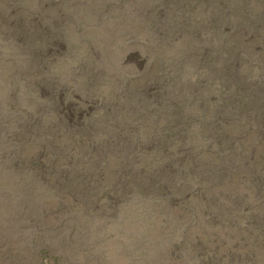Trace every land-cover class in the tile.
<instances>
[{
  "label": "rangeland",
  "instance_id": "obj_1",
  "mask_svg": "<svg viewBox=\"0 0 264 264\" xmlns=\"http://www.w3.org/2000/svg\"><path fill=\"white\" fill-rule=\"evenodd\" d=\"M0 264H264V0H0Z\"/></svg>",
  "mask_w": 264,
  "mask_h": 264
}]
</instances>
